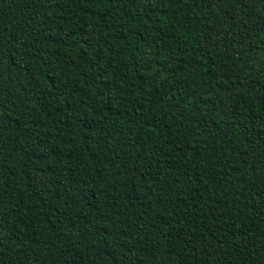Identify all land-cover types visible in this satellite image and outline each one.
Segmentation results:
<instances>
[{
  "label": "trees",
  "instance_id": "obj_1",
  "mask_svg": "<svg viewBox=\"0 0 264 264\" xmlns=\"http://www.w3.org/2000/svg\"><path fill=\"white\" fill-rule=\"evenodd\" d=\"M0 264H264V0H0Z\"/></svg>",
  "mask_w": 264,
  "mask_h": 264
}]
</instances>
